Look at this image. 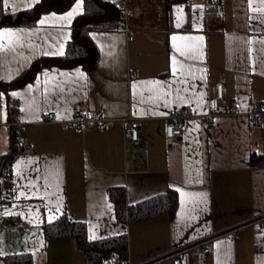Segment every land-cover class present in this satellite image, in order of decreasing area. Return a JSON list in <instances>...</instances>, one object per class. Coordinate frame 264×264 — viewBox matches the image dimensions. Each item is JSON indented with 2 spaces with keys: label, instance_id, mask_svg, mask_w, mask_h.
Wrapping results in <instances>:
<instances>
[{
  "label": "crops",
  "instance_id": "0c3cea01",
  "mask_svg": "<svg viewBox=\"0 0 264 264\" xmlns=\"http://www.w3.org/2000/svg\"><path fill=\"white\" fill-rule=\"evenodd\" d=\"M39 1L0 0V18ZM99 1L131 13L89 31L99 52L92 72L47 66L18 84L41 56L65 52L83 0L42 11L35 24L0 26L14 33L0 35V156L11 147V121L31 145L11 163L0 264L10 256L88 264L75 236H45L44 224L61 216L84 222L89 240L125 233L131 264H264V158H251L264 149V125L247 120L254 105L264 107V0H219L218 14L205 7L210 0H178L169 10L164 0ZM217 83L222 112L208 121ZM101 108L110 128H63L76 112ZM174 112L188 115L187 129L167 139ZM45 114L55 121L42 122ZM129 117L139 124L136 141L123 134ZM112 186L125 188L127 204L175 189L177 209L125 223Z\"/></svg>",
  "mask_w": 264,
  "mask_h": 264
},
{
  "label": "trees",
  "instance_id": "16d2710c",
  "mask_svg": "<svg viewBox=\"0 0 264 264\" xmlns=\"http://www.w3.org/2000/svg\"><path fill=\"white\" fill-rule=\"evenodd\" d=\"M83 11L75 17L74 30L71 38L66 44L65 52L56 57L41 56L30 68L29 72L18 82L25 84L35 72L47 66H58L72 68L82 65L88 72L95 70L98 60V48L92 41L89 31L99 25L102 19L117 16L122 12L114 1L102 3L99 0H83ZM166 9L178 0H164ZM66 0H40L36 5L16 13L4 14L0 18V26H18L35 24L42 11L55 9L62 10L68 3ZM11 136L10 150L0 156V178L6 164H11L16 156L17 150L13 145ZM264 158V149L257 155H252V161L256 158ZM110 198L114 203L115 216L118 220L131 223L147 219L162 213L172 217L177 209L178 194L175 189L153 195L135 203L127 204L125 188L123 186H112ZM44 233L48 237H61L66 235L75 236L79 246L84 250L88 264H105V260L112 252H116L120 264L127 257V237L125 233L103 237L96 240H89L87 228L84 222L69 221L61 216L53 222L44 224ZM23 256H10L5 264H30L22 263Z\"/></svg>",
  "mask_w": 264,
  "mask_h": 264
},
{
  "label": "built area",
  "instance_id": "2783aa9c",
  "mask_svg": "<svg viewBox=\"0 0 264 264\" xmlns=\"http://www.w3.org/2000/svg\"><path fill=\"white\" fill-rule=\"evenodd\" d=\"M125 2V0H116ZM205 7H210L216 14L220 12V2L219 0H210L205 2ZM131 13V10L126 6L122 9V15L126 18ZM223 98L222 84L217 83L215 94L208 100V112L203 115L204 119L211 121L216 113L222 112L220 108V100ZM10 111L12 113L17 112L18 109V99L12 98L10 101ZM188 115L182 114L181 112H174L166 117L165 119V137L167 139H175L183 132L186 131L187 125L185 119ZM248 124L250 127H255L258 125H264V107L254 105L249 111L247 116ZM54 117H49L46 114L42 117V122H53ZM11 129L13 136V145L17 150V153L24 151H29L31 145L27 143L21 137V122L11 121ZM111 120L107 118L104 114L103 109H99L95 114H86L83 112H76V114L69 120L63 123V128L68 129L71 127H85L89 125H96L99 129L106 130L111 127ZM139 124L134 117H129L123 120V134L125 137L130 138L133 141L138 139ZM11 164H6L3 168L1 178H0V228L6 225V220L4 218V211L8 203V194L10 192L9 180L11 176ZM262 228L264 230V218L262 219ZM227 237L231 240L235 239V233L231 230L227 232ZM204 252H208L209 248L204 246ZM120 259L116 252H112L108 258L105 260V264H120ZM154 262H149L147 264H155ZM122 264H131L128 256L122 260Z\"/></svg>",
  "mask_w": 264,
  "mask_h": 264
},
{
  "label": "snow or ice",
  "instance_id": "6c2138e0",
  "mask_svg": "<svg viewBox=\"0 0 264 264\" xmlns=\"http://www.w3.org/2000/svg\"><path fill=\"white\" fill-rule=\"evenodd\" d=\"M5 3H7V0H5ZM71 16H72V13H69L68 14V16L67 17H65L64 19H70L71 18ZM44 21H41V23H43ZM177 26H179V24L177 25ZM9 35V36H11V35H14V33H12V31L11 30H4V32L3 33H0V35ZM173 40H176V39H201V38H199V37H196V38H191V37H173L172 38ZM178 51H179V49H177ZM173 60H175V58L173 57ZM173 72L175 73L176 72V68H175V66H173ZM150 83H159V82H150ZM21 195H23V193H21Z\"/></svg>",
  "mask_w": 264,
  "mask_h": 264
},
{
  "label": "water",
  "instance_id": "95a60500",
  "mask_svg": "<svg viewBox=\"0 0 264 264\" xmlns=\"http://www.w3.org/2000/svg\"><path fill=\"white\" fill-rule=\"evenodd\" d=\"M70 0H66V2L64 3V4H66V3H68Z\"/></svg>",
  "mask_w": 264,
  "mask_h": 264
},
{
  "label": "rangeland",
  "instance_id": "374dc122",
  "mask_svg": "<svg viewBox=\"0 0 264 264\" xmlns=\"http://www.w3.org/2000/svg\"><path fill=\"white\" fill-rule=\"evenodd\" d=\"M117 2L120 4V6L123 4V3L121 4L119 1H117Z\"/></svg>",
  "mask_w": 264,
  "mask_h": 264
}]
</instances>
